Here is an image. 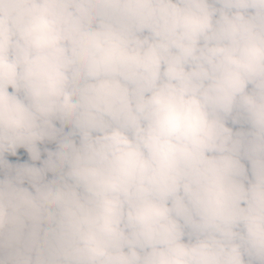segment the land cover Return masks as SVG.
I'll use <instances>...</instances> for the list:
<instances>
[{
  "label": "clouds",
  "instance_id": "clouds-1",
  "mask_svg": "<svg viewBox=\"0 0 264 264\" xmlns=\"http://www.w3.org/2000/svg\"><path fill=\"white\" fill-rule=\"evenodd\" d=\"M0 264H264V0H0Z\"/></svg>",
  "mask_w": 264,
  "mask_h": 264
}]
</instances>
